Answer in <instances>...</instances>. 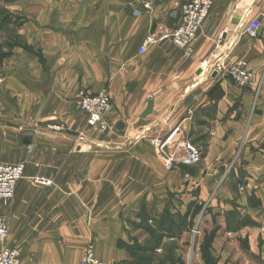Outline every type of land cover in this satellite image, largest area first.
<instances>
[{
	"label": "crops",
	"instance_id": "crops-1",
	"mask_svg": "<svg viewBox=\"0 0 264 264\" xmlns=\"http://www.w3.org/2000/svg\"><path fill=\"white\" fill-rule=\"evenodd\" d=\"M185 1L154 0L151 11L138 16L121 0L8 3L9 14L23 18L16 31L29 47L14 49L0 76V164L23 166L12 198L0 201L8 225L5 245L18 249V264H70L65 244L99 240L93 234L96 219H85L82 206L101 208L97 192L116 189L115 178L123 180L118 190L127 196L125 165L117 168L107 159L96 173L97 158L88 148L97 141L89 139L77 106L81 91L101 90L111 97L106 115L111 140L104 144L122 145L129 133L157 132L163 124L166 134L192 130L207 140L200 166L189 169L188 185L178 192L197 190L190 201L203 204L204 218L218 226L209 250L215 264H264V0L216 2L188 56L165 41L139 54L145 38L177 26ZM253 20L261 26L250 37L244 30ZM237 60L252 73L247 88L224 73L196 75L199 67L227 68ZM215 85L223 97L210 101ZM120 159L129 162L120 155L115 161ZM134 159L143 176L149 164ZM181 172L174 171L173 178ZM39 178L52 186L32 181ZM164 187L172 191L171 184ZM141 191L135 187V193ZM106 222L104 239L110 241L112 226ZM197 256L196 263L205 264Z\"/></svg>",
	"mask_w": 264,
	"mask_h": 264
},
{
	"label": "rangeland",
	"instance_id": "rangeland-1",
	"mask_svg": "<svg viewBox=\"0 0 264 264\" xmlns=\"http://www.w3.org/2000/svg\"><path fill=\"white\" fill-rule=\"evenodd\" d=\"M11 1L14 0H0V7L6 9ZM8 13L4 15V17H7V21L4 23L0 16L1 45L12 37L11 32L21 25L23 19L20 18V15L12 16ZM257 21L260 23L259 20ZM22 39L20 42H24ZM11 56H13V51ZM211 68L207 65L199 67L202 73L197 77L202 76L200 78L202 79L205 76L206 79H209ZM1 70L2 68L0 69V76L3 75ZM164 126L166 125L163 124V128H159L157 132L151 129L140 130L137 135L132 137L129 133V137L122 145L104 144L105 140H111L108 135V122L107 129L104 132L87 130L92 134L89 139L97 141L94 147L88 148L97 158L96 173L99 174L104 170L107 165L104 161L107 159H113L111 165L117 166V168L120 164L125 165L128 172V191L127 196L124 193L121 194L118 187L120 183H123V180L120 182L119 178H115L111 181L116 189L113 187L105 191L102 190L100 193L97 192L99 197L97 196L96 201L101 208L89 210L87 204L84 205L86 207L82 206L80 214L85 219L88 217L96 219L97 227H95L94 230L96 231H93V234L99 240L95 241L91 238L85 242L73 241L65 244V254L67 260L71 262L70 264H80L89 247L92 248L95 259L101 264H198L196 263L199 262L196 256L199 253L202 257L201 252L207 257L206 264H215L209 250L218 226L214 219L209 221V219L204 218L203 204H199L197 200L190 201L189 195H191L190 197L197 196V190L191 189L187 194H185V191L178 192L182 189L181 187L188 185V178H184V174L188 173L181 172V177L176 176L177 178H173V172L180 167H175L171 171L167 170L165 162L157 154L156 148L152 144V139L165 140L173 132L174 129L166 134ZM202 139L197 138V133L192 130L188 134L183 133V136L178 132L173 136L172 143L169 146L173 153L180 155L185 151L188 142L200 150L202 161L207 143V140ZM197 141L199 143L196 146L194 143ZM119 155L121 158L122 156L128 157V164L122 161L123 159L116 162L115 160ZM111 156L115 158H111ZM135 157L143 158L149 164V170L143 173V176H140L141 172L137 171L136 162L133 161ZM201 161L193 168L199 167ZM188 169L192 168L189 167ZM96 181L97 186L102 184V180L97 179ZM50 182L51 187L53 182L51 180ZM168 183L171 184L172 191L165 189L164 186ZM139 185L142 186V191L135 193V187ZM174 189H177V191H174ZM125 197H127V201ZM85 199L81 198V202H86ZM124 201V206H121L120 203ZM107 205L108 207L105 209ZM125 206H127V210L119 212V208ZM187 211L189 215L184 218ZM103 216L106 217L102 218ZM106 221H110L112 226L113 236H111L110 241L104 239V231L107 230L105 228ZM159 225L164 227L166 235L162 233ZM166 228H170V230ZM154 247L156 248L154 252H150L149 249ZM114 251L122 253L118 255L119 253L114 254ZM165 258H169L170 262H163Z\"/></svg>",
	"mask_w": 264,
	"mask_h": 264
},
{
	"label": "built area",
	"instance_id": "built-area-1",
	"mask_svg": "<svg viewBox=\"0 0 264 264\" xmlns=\"http://www.w3.org/2000/svg\"><path fill=\"white\" fill-rule=\"evenodd\" d=\"M125 7L131 11L134 16L142 12H150L154 0H121ZM219 0H187L179 6L178 24L175 28L160 34L157 38L148 36L143 45L139 48V54L145 52L146 48L156 42H169L175 49L181 52L183 56L191 54L193 46L197 42L202 26L207 20L212 6ZM260 23L253 20L244 30V33L250 37H255ZM224 73L239 88H247L252 83V73L248 69L246 62L237 60L229 67L224 68L217 65L209 71L212 73ZM78 109L85 115V127L87 130H98L104 132L107 129L106 115L111 109V97L107 90H101L96 93L81 91L77 98ZM57 129V128H56ZM180 133L178 128L165 139H152V144L156 148L157 154L165 162L166 169L171 171L175 167L193 168L201 161V152L198 148L186 143L185 151L182 154L173 153L170 149L172 138L176 133ZM23 178L22 165L0 164V201L7 202L14 194L18 181ZM184 178H189L184 174ZM42 187H50L51 182L48 179L39 178L33 180ZM8 236V225L6 218L0 216V264H18L19 251L15 246H6L5 241ZM80 264H101L98 262L89 247L85 257Z\"/></svg>",
	"mask_w": 264,
	"mask_h": 264
},
{
	"label": "trees",
	"instance_id": "trees-1",
	"mask_svg": "<svg viewBox=\"0 0 264 264\" xmlns=\"http://www.w3.org/2000/svg\"><path fill=\"white\" fill-rule=\"evenodd\" d=\"M8 13V11L3 8V7H0V16H1V19H2V22L4 23L5 21H7V17H4V15ZM9 15V13H8ZM11 35L12 37L9 38V40H7L6 43H4L3 45L0 44V69L2 68L3 66V62L6 61L7 59H9L12 55V51L15 49V48H21L23 50H26L28 51L29 50V47L27 46L26 42L24 39H22L23 37H21L16 29L14 31L11 32ZM24 40V42H20V40ZM208 99L210 101H219L222 97H223V92L221 91L220 87L218 85H215L209 92H208ZM183 169V172H187L189 173L188 175H190V170L187 168H182ZM189 215V212L187 211L186 214L184 215V218L185 217H188ZM159 228L161 229L162 233L165 234L164 232L165 229L164 227L161 225H159ZM163 228V229H162ZM168 230H170V228H166ZM166 235V234H165ZM161 236V235H160ZM156 248H152V249H149V251L151 252H154ZM202 259L204 261V263L206 264V255H204V253H202ZM149 261V260H148ZM163 262H170L169 258H165Z\"/></svg>",
	"mask_w": 264,
	"mask_h": 264
},
{
	"label": "water",
	"instance_id": "water-1",
	"mask_svg": "<svg viewBox=\"0 0 264 264\" xmlns=\"http://www.w3.org/2000/svg\"><path fill=\"white\" fill-rule=\"evenodd\" d=\"M201 73H202L201 69H199V70L196 71V75H197V76H199ZM211 77H212V78H215V77H216V73H215V72L212 73V74H211Z\"/></svg>",
	"mask_w": 264,
	"mask_h": 264
}]
</instances>
